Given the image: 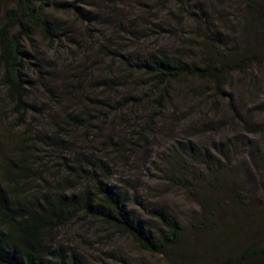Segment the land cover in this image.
<instances>
[{"label":"trees","instance_id":"16d2710c","mask_svg":"<svg viewBox=\"0 0 264 264\" xmlns=\"http://www.w3.org/2000/svg\"><path fill=\"white\" fill-rule=\"evenodd\" d=\"M13 1L14 5L7 11L6 22L0 29L1 80L7 99L22 120L29 110L40 112L36 103L27 101L26 65L33 60L32 66L40 75L44 74L46 66L43 58L25 48V41H31L39 33L50 44L56 42L63 25L54 17L55 12L67 11L89 23L101 21L103 25L111 23L112 18L105 15L101 4L96 5L100 11L87 12L82 6L84 0ZM186 2L190 3L189 0ZM245 5L242 20L245 24L238 32L235 28L225 31L221 26L226 28L227 23L221 17V25L215 24L199 0L192 5L195 10L186 11L187 18L195 23L197 37L209 53L201 66L187 61L179 50L172 52L157 45L127 53L112 51L127 80L120 82L115 77L94 81L93 89L109 96H85L86 101H80L83 104L80 113L64 115L62 125L56 124L54 132L35 135L37 142L40 140L68 154L63 158V175L53 185L46 184L49 188L41 187L39 191L33 185V175L36 176L38 170L34 168L33 148L23 145L16 160L5 159L1 163L0 264H82L75 253L63 247L58 251L49 242L58 227L78 216L100 221L114 233L130 237L142 250L166 258V264H264V190L260 189L264 185H259L264 177L263 141L243 143L247 151L243 149L241 162L227 160L240 149L238 143L242 140L235 136L213 145L217 157L191 142H179L165 154L168 160L164 175L170 183H184L180 172L190 174L188 162L201 166V173H211L212 176L201 183L192 174L196 184L186 182L199 206L187 227L179 224L170 213H159L150 207L149 214L158 217L157 225L137 215L130 206L129 197L130 189L136 188L126 180L113 181L107 160L71 148L66 133L67 125L89 126L92 119L102 114V106L118 113L132 101H144L143 96L133 93L111 96L129 80L133 84L138 78H144L148 91L153 97L156 95L154 103L160 105L161 101H169L170 86L175 81L195 77H214L224 81L233 72L246 73L253 65L263 63V45L258 44L262 32L257 29L256 22L261 21L260 16L264 17V0H246ZM170 15L175 17L174 13ZM120 23L118 26L128 34H138L139 31L132 26L125 27ZM140 36L148 38L150 35L144 33ZM98 53L105 54L101 49ZM144 97L149 101L148 95L144 94ZM260 108L264 111V103ZM153 118L149 121L152 122ZM109 140L113 146L120 147L118 142ZM36 146L34 143V148ZM124 182L129 186L125 187Z\"/></svg>","mask_w":264,"mask_h":264},{"label":"rangeland","instance_id":"374dc122","mask_svg":"<svg viewBox=\"0 0 264 264\" xmlns=\"http://www.w3.org/2000/svg\"><path fill=\"white\" fill-rule=\"evenodd\" d=\"M186 1L84 0L83 8L91 13L100 11L96 5L101 4L105 15L112 18L111 23L105 25L101 21L89 23L67 11L55 12L54 17L63 25L56 42L50 44L37 33L31 41L24 43L29 52L32 50L46 63L42 75L32 66L33 60H29L25 69L29 81L27 101L36 103L40 112L29 110L20 120L5 95L0 63V165L5 159L16 160L22 146L26 145L33 148L34 168L38 169L32 181L36 190L49 188L60 179L64 170L63 158L68 154L40 140L37 142L35 135L54 132L56 124L62 125L64 115L80 113L85 96H109L107 93L102 95L101 90L95 91L94 81L115 77L120 82L127 80L112 51L127 53L157 45L172 52L179 50L187 61L203 65L209 56L208 50L197 37L195 23L186 16V11L195 10L192 5L196 0H189V4ZM199 1L215 24L221 25L219 17L226 21V28L221 26L225 31L235 28L238 32L243 28L246 0ZM13 5V0H0V29ZM259 19L256 27L262 35L258 44L264 49V17ZM119 23L132 26L139 31L138 34H128L118 26ZM148 29L152 31L147 32ZM144 33L150 36L142 38L140 35ZM99 49L105 54L98 53ZM138 79L133 82L137 86V82L142 81L137 87L129 80L111 96L133 93L143 96L144 101H132L118 113L102 106V114L92 119L89 126L67 125L71 148L103 157L113 181L126 180L135 187L129 191L130 206L141 218L155 225L159 223L158 217L149 214L150 207L159 213H170L179 224L188 227L193 214L199 211L188 183L196 184L194 176L201 183L212 176L211 173H201V166L188 162L190 174L180 172L184 183H170L164 175L168 160L165 154L179 142H191L216 156L213 145L235 136L242 140L238 143L240 149L227 160L241 162L243 149L247 151L243 143L258 144L261 140L264 145V111L260 108L264 103V62L253 65L246 73L233 72L224 81L214 77L175 81L170 86L169 101H161L160 105L154 103L156 95L153 97L148 91L145 79ZM144 94L148 95L149 101ZM109 138L118 142L120 147L113 146ZM34 143H37L36 148ZM222 159L227 163L225 158ZM262 179L263 184L258 180L259 185H264V177ZM48 183L50 186L46 185ZM127 183L124 182L125 187L129 186ZM260 189L264 190V187ZM49 242L58 251L63 247L75 253L82 264H166V258L142 250L130 237L114 233L100 221L82 216L58 227Z\"/></svg>","mask_w":264,"mask_h":264}]
</instances>
